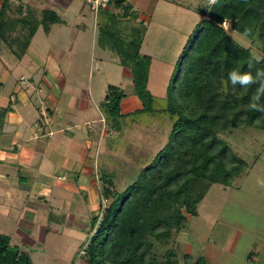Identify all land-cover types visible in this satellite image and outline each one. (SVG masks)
<instances>
[{"label":"trees","instance_id":"trees-1","mask_svg":"<svg viewBox=\"0 0 264 264\" xmlns=\"http://www.w3.org/2000/svg\"><path fill=\"white\" fill-rule=\"evenodd\" d=\"M111 2L122 7L124 14L131 8L124 0ZM207 3L206 8H195L204 18L188 37L164 96L154 95L147 87L150 55L118 51L120 64L131 71L133 93L142 105L135 113L160 112L171 125L164 145L122 192L115 191L111 179L104 180L103 193L108 206L98 224V211L91 219L82 254L86 264H179L176 249L168 248L158 256L154 242L168 241L184 230L189 217L198 214L197 208L210 186L231 185L234 177L247 167L219 135L234 128L264 129V114L247 110L255 86L243 89L229 85L225 90L230 70L264 71V0ZM6 5L8 0L3 1L0 10L3 34ZM23 9L22 3L15 9L16 21L26 30L20 40L22 47L18 46L20 53L25 51L39 25L30 18L31 10L28 8L23 14ZM46 14L47 23L55 22L54 11ZM225 24L257 39L263 53L259 62L248 47L228 33ZM43 25L46 29L47 25ZM13 39L17 41L18 37ZM4 42L11 43L7 38ZM126 95L117 86L107 87L101 107L112 129H118L126 116L120 112L121 100ZM184 258V264L192 263L190 255ZM203 263L204 258L199 257L193 264ZM0 264H33V261L26 251L1 234Z\"/></svg>","mask_w":264,"mask_h":264},{"label":"rangeland","instance_id":"rangeland-1","mask_svg":"<svg viewBox=\"0 0 264 264\" xmlns=\"http://www.w3.org/2000/svg\"><path fill=\"white\" fill-rule=\"evenodd\" d=\"M3 1L0 0V10ZM20 1L22 0H8V5L4 6L3 23H5L2 27L4 34L0 32L2 33L0 48L4 49V53L11 59L17 57L14 53L15 49L13 52L11 48L22 47L20 40L26 32L21 23L16 21V12L12 11ZM23 1L27 2V0ZM207 2L208 0H155L154 4L148 2L142 13L141 11L133 13L132 17L143 16L145 25L153 23L151 33L144 38L152 50V57L150 56L152 69L147 86L157 96H164L188 37L196 24L204 18V15L196 12L195 8L198 6L206 8ZM50 3L52 4L49 5L50 8L57 16L54 19L55 23L50 25L51 23L45 21L46 13L44 17L39 15L37 18H32L39 24L36 34L30 39L33 51L45 59H48L47 56L51 53L56 55L64 49V46H68V43L66 45L62 40L65 30H69L68 25L65 24L76 25L83 22L87 25L88 28L85 26V29L88 31L86 30L82 34L81 41L76 43L77 53L70 68L81 71L82 77L85 75L86 81L89 79L95 90L99 89L102 79H106L111 85L123 89L128 94L127 97L131 96L129 94L133 91L131 77L122 75L119 72L122 68L112 63L116 60L120 61L119 50L134 52L136 46L117 38L118 31L110 26H102L100 21L98 27L95 26V32L92 33L96 15L90 11L85 0H51ZM128 11L124 14L122 7L119 8L114 4L108 10H101L98 17L101 21L108 18L112 20L114 16L116 21L130 20L132 13ZM31 16L33 17L32 14ZM64 21L65 23H62ZM132 22L138 21L132 20ZM43 23L47 28L50 26L48 34L44 31ZM225 27L228 33L241 45L248 47L255 57L260 58L263 55L261 45L256 38L246 37L233 31L227 24ZM12 37H18L17 41ZM5 38L11 43L6 44ZM2 57L4 56L1 55L0 58ZM100 58H103L104 62L98 72L94 59L100 61ZM87 72L89 78H86ZM105 90L107 94V87ZM106 94L103 92L102 100L105 99ZM99 98L90 100L92 111L95 115L96 111L102 112V117L105 118L102 107L95 106ZM134 113L127 115L129 116L127 119L122 118L120 127L115 128L111 135L110 131H107L103 137L102 132L98 138V132L94 133L93 145L96 147L99 143V147L97 149L93 147L89 155L93 160L94 151L99 152V156L94 158L98 186L93 191H96L97 196L104 192V180L107 179L113 181L116 192H122L135 179L139 169L152 160L167 140L171 125L167 116L160 112ZM104 118L102 127L106 125ZM219 136L247 163L245 171L235 176L229 186L212 184L197 208L198 214L190 216L187 227L172 239L154 242L155 253L160 256L166 249L174 248L177 251L179 264H184L185 255L192 257L191 264L199 257L204 258L203 264H264V187L257 182L264 181V129L234 128L222 132ZM94 186L93 184V188ZM53 205L60 209L56 208L53 211ZM51 207L49 210L53 218L47 219L44 223L48 227L50 241L46 242L40 238L29 239L25 236L20 248L27 251L33 264H86L81 251L87 242L88 230L84 227L73 230L68 225L74 221L72 218L76 217L78 211L74 210L73 204L69 206L61 199H52ZM86 211L84 209L83 212ZM39 221L40 219L35 221V224L42 222ZM88 221L86 219L82 222L87 225ZM7 237L11 243L19 244L14 234L11 235V239ZM246 256L250 260H247Z\"/></svg>","mask_w":264,"mask_h":264},{"label":"crops","instance_id":"crops-1","mask_svg":"<svg viewBox=\"0 0 264 264\" xmlns=\"http://www.w3.org/2000/svg\"><path fill=\"white\" fill-rule=\"evenodd\" d=\"M50 2L51 0L20 1L24 7L23 14L28 12V8L32 10L33 17L30 18H37L39 15L44 17V13L53 10ZM124 2L131 6L128 11L132 13L130 20L116 21L114 16L112 20L108 18L105 22L106 18L101 21L96 15L92 33L100 21L102 26L117 30V38L133 43L136 46L134 52L151 56L152 50L146 38L151 33L153 23L145 25L143 16H132L135 11L142 13L147 3L154 4L155 0ZM15 9L12 11L16 12ZM65 25H68L69 30H65L61 39L68 46H64L56 55L49 54L48 59L35 53L30 42L23 53H20L19 47L11 48L13 52L15 49L17 60L15 57L11 59L0 48V57L4 56L0 58V233L6 234L10 239L14 234L19 244L10 243L18 248L24 243L25 236L50 241L48 227L44 223L53 218L49 210L52 208V199H61L69 206L73 204L78 216L73 217L74 221L68 225L73 230L87 228L88 235L91 219L96 215L99 205L100 195H95L96 191H93L98 186L94 158L99 156V152L94 151L93 160L89 152L95 147L93 140L96 131L100 138L102 132L104 137L107 131L111 135L114 129H109L102 112L96 111V115L93 113L90 100L100 97L95 105L99 108L103 102L102 94H106L105 89L110 83L102 79L99 89L95 90L93 83L89 79L86 81L85 75L82 77L81 71L70 68L77 53L76 43L81 41L82 34L88 29H85L87 25L83 22ZM49 28L50 26L44 29L46 34L49 33ZM97 60L99 59H94V62L98 71L104 61L103 58ZM112 64L122 68L119 71L122 75L132 77L130 69L121 65L119 60ZM89 76L87 72L86 78ZM151 93L156 95L152 91ZM129 94L131 96L127 97V94L120 103V112L126 115L123 117L125 119L142 106L133 91ZM44 107L45 115H41L39 112ZM103 118L106 125L102 127ZM98 147L99 143L95 149ZM97 164L99 166V162ZM56 208L60 209L53 205L52 210ZM84 209L87 210L85 213ZM38 219L42 222L35 224ZM86 219L89 220L87 225L82 222Z\"/></svg>","mask_w":264,"mask_h":264},{"label":"clouds","instance_id":"clouds-1","mask_svg":"<svg viewBox=\"0 0 264 264\" xmlns=\"http://www.w3.org/2000/svg\"><path fill=\"white\" fill-rule=\"evenodd\" d=\"M215 3V0H211ZM248 34V30L245 31V35ZM254 59L259 62V57H254ZM249 68H252V63L249 62ZM231 85L233 88L239 86L243 89L252 88L255 86V90L250 97V102L247 105L248 111H253L257 113L264 114V71L257 70L255 73L252 71L241 72L239 70H230L227 74V81L225 82V90ZM258 184L264 187V181L258 180Z\"/></svg>","mask_w":264,"mask_h":264},{"label":"built area","instance_id":"built-area-1","mask_svg":"<svg viewBox=\"0 0 264 264\" xmlns=\"http://www.w3.org/2000/svg\"><path fill=\"white\" fill-rule=\"evenodd\" d=\"M86 4L88 5L90 11H92L95 15H98V13L101 10H108L110 8V6L114 5L111 0H85ZM46 107L42 108V110H40V114L41 115H45V111ZM107 187V186H106ZM100 203L98 205V220H97V224L99 223V221L102 218V214L104 212V209L108 206V199L107 197L104 195V193L100 194ZM98 226V225H97ZM82 254H84V250L81 251Z\"/></svg>","mask_w":264,"mask_h":264}]
</instances>
